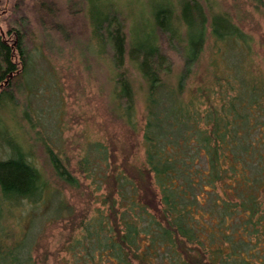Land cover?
I'll list each match as a JSON object with an SVG mask.
<instances>
[{
    "label": "trees",
    "instance_id": "1",
    "mask_svg": "<svg viewBox=\"0 0 264 264\" xmlns=\"http://www.w3.org/2000/svg\"><path fill=\"white\" fill-rule=\"evenodd\" d=\"M253 2L264 17V0ZM38 4V11L47 12L38 16L39 24L61 33L55 8ZM103 14L93 21V35L113 68L111 114L132 133L136 93L126 57L145 86L144 161H130L113 136L108 149L88 145L77 172L104 194L64 248L71 264H264V61L256 63L253 39L230 15H207L197 0L177 7L163 1L147 31L130 41L124 18L117 11ZM30 34L22 15L0 34V101L5 97L11 105L28 67ZM208 39V77L190 88ZM170 52L185 55L174 86L165 80L174 68ZM2 138L9 157L0 160V264H38V240H30L29 229L51 220L45 215L59 195L44 197L49 186L29 154L4 132ZM46 155L55 177L78 189L57 154L46 149ZM57 202L56 220L63 205ZM22 205L29 208L25 217L13 215L10 210ZM22 217L28 225L18 232L10 221Z\"/></svg>",
    "mask_w": 264,
    "mask_h": 264
},
{
    "label": "rangeland",
    "instance_id": "2",
    "mask_svg": "<svg viewBox=\"0 0 264 264\" xmlns=\"http://www.w3.org/2000/svg\"><path fill=\"white\" fill-rule=\"evenodd\" d=\"M39 1H45L47 8H55L57 15L54 19L61 24L66 35L39 24L38 16L47 13L38 11ZM163 1L172 2L177 7L183 0H0V34L5 36L8 22L19 15L26 17L31 28L28 38L30 59L24 78L14 88L15 104L11 105L5 97L0 101V132H4L6 138L12 137L29 154V160L49 186L44 197H48L49 192L58 193L63 204L60 209L62 217L54 219L53 213L58 208V198H54L45 215L51 220L44 222L45 218H40L41 221L29 229L30 240L34 237L38 240L34 253L38 264H71L64 248L78 234L75 228L78 223L99 206L95 200L104 194V190L96 192V185L77 172V163L88 150V145L100 143L108 149L109 138L113 136L130 152V161L140 166L144 161L141 139L145 86L126 57L124 67L136 93L137 132L132 133L111 114L113 68L93 35V21L96 23L103 13L117 11L124 18L130 41L139 32L147 31L145 27L151 26L154 9ZM197 1L207 15H230L232 22L253 39L256 63L264 61V48L261 47L264 17L256 11L253 0ZM46 19L50 21L49 17ZM207 33H210L209 29ZM212 51L208 39L189 81L190 88L204 84L207 79ZM170 56L174 68L165 80L174 86L185 55L170 52ZM3 140H0V160L9 157ZM46 149L56 153L76 176L78 189L66 186L55 177ZM25 209L29 208L22 205L10 211L17 217H25ZM10 224L19 232L25 231L28 222L23 218L10 221Z\"/></svg>",
    "mask_w": 264,
    "mask_h": 264
}]
</instances>
